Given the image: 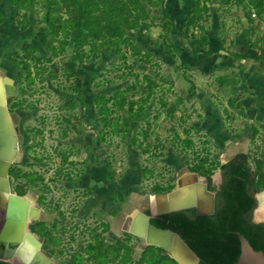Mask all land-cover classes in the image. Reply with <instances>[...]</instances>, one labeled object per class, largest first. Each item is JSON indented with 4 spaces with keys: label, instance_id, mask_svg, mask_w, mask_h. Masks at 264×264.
Returning a JSON list of instances; mask_svg holds the SVG:
<instances>
[{
    "label": "rangeland",
    "instance_id": "374dc122",
    "mask_svg": "<svg viewBox=\"0 0 264 264\" xmlns=\"http://www.w3.org/2000/svg\"><path fill=\"white\" fill-rule=\"evenodd\" d=\"M263 60L264 0H0L7 175L50 264H177L132 217L239 155L263 192L264 123L244 107Z\"/></svg>",
    "mask_w": 264,
    "mask_h": 264
},
{
    "label": "trees",
    "instance_id": "16d2710c",
    "mask_svg": "<svg viewBox=\"0 0 264 264\" xmlns=\"http://www.w3.org/2000/svg\"><path fill=\"white\" fill-rule=\"evenodd\" d=\"M85 1L91 3V0ZM92 9L96 10L97 6ZM76 19L81 17L77 15ZM218 168L222 182L212 214L196 215L194 210H183L150 220L154 227L176 233L198 258L197 264H234L240 254L235 232L244 236L255 251L264 253V224L250 219L256 200L252 193L253 175L245 157L239 155ZM206 180L208 190L213 191L210 175Z\"/></svg>",
    "mask_w": 264,
    "mask_h": 264
},
{
    "label": "water",
    "instance_id": "95a60500",
    "mask_svg": "<svg viewBox=\"0 0 264 264\" xmlns=\"http://www.w3.org/2000/svg\"><path fill=\"white\" fill-rule=\"evenodd\" d=\"M1 123H2V121H1V116H0V153L4 152V149L7 148L8 154L6 156L0 155V178H2L1 180H4V182H6V185L8 183V184H10L8 186L12 187V185H11L12 180L7 175V170L11 164V161H9V156L11 157L12 155L14 156V154H15L16 136L13 132V129L10 131H4L3 129H1ZM187 176L190 179V181H189V188H191L190 192L192 190V192L190 193L188 198L180 201V203L177 205H174V206L169 205V207H167L163 210H158L156 207H154V208L150 207V209H151L150 214L147 215V214H140L139 213V215L141 217V221H140L141 227L144 230L143 233H144V236L146 239L149 236H152L155 240L159 241V243L162 244V245H160V248H162L165 251L169 250L171 240L178 241L181 244V246L184 248V250L195 260V264H197L198 258L194 255V253L189 249V247L181 240V238L176 233H174L170 230L156 228L150 224V219H152L156 216L171 213V212H176V211L188 210V209H192V208L196 209L197 212L199 213V215L212 214L213 213V211H214L213 201H214L216 192H210L207 190L205 177H201L197 173L187 174ZM210 177H211V180H213V182L215 183L216 189L219 190V185L222 182L221 171H218L214 177L213 176H210ZM7 178L9 179L10 183L7 180ZM198 184H201L202 192L210 198L211 207L208 211H202L200 209L199 202L197 199V194H196V186ZM170 193L171 192L166 193V194H161V195H163V196L169 195ZM6 195H9L8 194V188L7 187L0 188V197L3 196L6 200L5 211H6V216H7V220H8V223H7L4 231L9 230V228H13L12 230H14L16 232V234H19V228L21 226V223L23 222L21 211H20V209L16 208L17 203L14 202L13 200H11V198L6 196ZM16 198H20V197L16 195ZM255 199H256V203H257L256 207H258V205H259L258 196H256ZM16 220H17V222H16ZM252 222L256 223V224L264 223V218L256 219L255 218V211H253ZM234 234L238 238V241L240 243V254H239V257L234 264H264V253L261 251H255L251 247V245L249 244L247 239H245V237L242 236L240 233L235 232ZM18 244L19 245H18L17 255L21 259H23L24 257H22L20 254L21 253L23 254L24 251L28 247H30V243L26 240L22 241L21 239H19ZM31 256H32V254H31ZM8 260H9V256H7L6 258H0V261H3V262H7ZM32 261H33V259H32ZM31 264H32V262H31Z\"/></svg>",
    "mask_w": 264,
    "mask_h": 264
},
{
    "label": "bare ground",
    "instance_id": "6f19581e",
    "mask_svg": "<svg viewBox=\"0 0 264 264\" xmlns=\"http://www.w3.org/2000/svg\"><path fill=\"white\" fill-rule=\"evenodd\" d=\"M6 81L7 79H5V82ZM5 82L0 79V98H1L0 116H1V121H2L1 129H3L4 131H10L12 130V126L11 124H9V121H10L9 116L5 109V98H6L7 93H9V91L11 90V85L7 86ZM4 115L6 118L5 119L6 123L4 120ZM7 154H8L7 148L4 149V152L0 153V155H4V156H6ZM15 154H16V149H15ZM14 156L13 155L11 157L9 156V161H12ZM1 179L2 178H0V188L2 187L8 188L9 195H6V196L10 197L11 200L16 202L18 206V207L16 206V208L20 209L21 211L23 222L21 223V226L19 228L18 239H21L22 241L26 240L30 243V247H28L24 251V253L23 254L21 253L20 255L22 257H27V256L29 257V254L30 255L32 254L33 255L32 264H50L49 258L45 255V253L42 250V244L40 243V241L27 230V224L29 223V221L33 220L35 217L38 216V213H39L38 209H35V208L33 209L32 205L29 202V199L25 197H20V196H19L20 198H16L17 194L14 192L12 187L8 186L10 184L7 183L6 185V182H4V180H1ZM7 180L9 181L8 178ZM189 181L190 179L188 176H186V178H181L180 180H178L175 184L174 189L170 191L171 193L169 195L150 196L149 197L150 207L151 208L156 207L158 210H163L169 207V205L174 206V205L179 204L180 201L188 198L190 193L192 192V190L190 192L191 188H189ZM196 194H197V199L199 202L200 209H203L202 207H204V205H206L207 208L210 209L211 207L210 198L202 192L201 184H198L196 186ZM1 197L3 198V196ZM1 197H0V202L4 203ZM262 197H263V203L260 206L262 202L261 201ZM258 200H259L258 201L259 205L255 211V218L262 219L264 218V191L258 195ZM140 221H141L140 215L135 214V216L132 217L131 222L129 224L130 226H129L128 232L142 239L146 245H152V246L160 248V245L162 244H160L159 241L155 240L152 236H149L147 239L145 238L144 233H143L144 230L141 227ZM170 243H171L170 248L166 252L169 255V257L172 258L177 264H195V260L184 250V248L181 246V244L178 241L171 240Z\"/></svg>",
    "mask_w": 264,
    "mask_h": 264
},
{
    "label": "crops",
    "instance_id": "0c3cea01",
    "mask_svg": "<svg viewBox=\"0 0 264 264\" xmlns=\"http://www.w3.org/2000/svg\"><path fill=\"white\" fill-rule=\"evenodd\" d=\"M261 62L246 67L244 79L249 95L245 99L244 107L249 118L264 123V61Z\"/></svg>",
    "mask_w": 264,
    "mask_h": 264
},
{
    "label": "flooded vegetation",
    "instance_id": "af4514ba",
    "mask_svg": "<svg viewBox=\"0 0 264 264\" xmlns=\"http://www.w3.org/2000/svg\"><path fill=\"white\" fill-rule=\"evenodd\" d=\"M0 100H1V98H0ZM5 119L6 118L4 115V120ZM5 123H6V120H5ZM221 177H222V175H221ZM206 185H207V190H208V181L207 180H206ZM211 186L214 187V190L210 191V192H217L216 185L213 182V180H211ZM1 199L4 201V204L2 202H0V258H6L7 256H9V260L7 262L0 261V264H31L32 259H33V255L31 256L29 254V257L27 256V257H24L23 259H21L17 255L18 245H19L18 244L19 243L18 234H16V232L14 230H12L13 228H9V230L4 231V229L6 228V225L8 223V220H7L6 211H5L6 200L4 197L3 198L1 197ZM214 205H215V198L213 201V206ZM188 210H194L196 215H199L197 210L194 208L188 209ZM251 221H252V219H251ZM16 222H17V220H16Z\"/></svg>",
    "mask_w": 264,
    "mask_h": 264
}]
</instances>
